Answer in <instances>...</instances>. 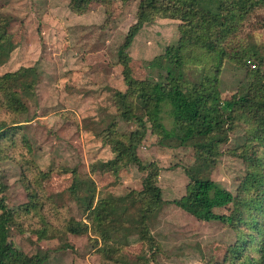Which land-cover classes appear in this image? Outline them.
Instances as JSON below:
<instances>
[{
	"label": "rangeland",
	"instance_id": "374dc122",
	"mask_svg": "<svg viewBox=\"0 0 264 264\" xmlns=\"http://www.w3.org/2000/svg\"><path fill=\"white\" fill-rule=\"evenodd\" d=\"M70 1L0 0V13L11 18L9 30L13 34L12 47L5 46L0 74L33 65L39 75L35 93L24 95L28 110L1 115L16 118L21 124L16 145L3 151L6 157L0 158V174L6 184L2 194L4 203L20 217L11 229V245L28 254L46 255L44 264H103L95 235L71 233L64 224L71 217L86 221L84 208L92 193L97 201L142 189L145 172L136 165H124L118 172L102 167L116 157L107 137L110 129L121 135L137 129L135 122L119 115L113 93L126 89L118 51L137 19L140 0L93 1L80 14L70 8ZM176 1L156 0L159 4ZM182 24L180 19L162 16L144 24L128 49L137 77L164 79L166 69L150 63L167 46L177 44ZM240 36L254 48L256 58L244 65L224 61L220 73L224 98L246 86L249 66L261 67L264 74V9L250 16ZM212 59L209 56L188 63L189 77H196L202 63L210 64ZM163 116L171 128L174 120L170 106H165ZM244 128L240 125L230 131L228 142L221 145L223 153L210 170V176L234 194L246 170L236 154L246 141ZM137 153L144 163L156 161L160 166L158 184L164 202L149 219L158 243L156 262L212 264L224 260L228 246L236 240L233 226L221 220H198L174 202L187 201L192 190L187 169L198 158L194 146L177 140L160 144L149 130ZM31 186L39 190L37 205L29 195ZM28 206L32 210L29 213ZM227 211L216 209L218 213ZM139 214L140 203L136 202L127 207L124 218L135 219ZM44 224L56 231L40 236L37 230ZM151 252L134 233L121 253L136 259Z\"/></svg>",
	"mask_w": 264,
	"mask_h": 264
},
{
	"label": "trees",
	"instance_id": "16d2710c",
	"mask_svg": "<svg viewBox=\"0 0 264 264\" xmlns=\"http://www.w3.org/2000/svg\"><path fill=\"white\" fill-rule=\"evenodd\" d=\"M93 1L100 0H71L70 8L80 14ZM259 9H264V0H177L169 4L140 0L137 19L129 27L118 51L126 89H116L113 93L119 115L125 121L135 122L137 129L129 135L110 129L107 137L116 157L102 163V167L118 172L124 165H136L145 172L142 189L117 198L100 197L97 201L92 193L84 208L86 221L71 217L64 224V229L71 233L95 235L103 264L156 262L158 243L152 235L149 219L164 202L158 184L160 166L156 161L144 163L137 153L138 145L149 130L160 144L177 140L180 144L191 143L198 152L196 164L187 169L193 182L187 201L174 202L198 220H221L233 226L236 232V240L228 246L224 260L212 264H264V74L261 67L249 66L246 86L230 98H224L220 89L225 60L244 65L248 59L256 58L254 48L240 34L250 16ZM156 16L183 22L177 44L167 46L165 52L150 63L166 69L163 80L137 77L128 51L144 24ZM10 23L11 18L0 13V64L7 52L5 46L12 47ZM209 56L212 62L202 63L197 76L190 78L186 70L188 63ZM38 82V71L33 65L0 74V158L6 157L3 151L16 145L21 125L18 119L1 118V115L25 113L28 106L24 95L35 93ZM167 105L171 107L174 120L171 128L164 122ZM240 125L245 127L246 141L236 148V154L246 164V170L234 194L215 181L210 170L223 153L221 145L228 142L230 131ZM40 175L48 174L40 172ZM31 187H28L29 195L37 205L39 190ZM5 188L0 174V264H44L46 255L28 254L10 244L11 229L20 217L4 203ZM136 202L140 203L139 217L125 219V210ZM217 208L228 211L218 213ZM48 226L44 224L37 233L46 237L49 231H56L55 227ZM134 233L152 251L150 255L130 259L121 253Z\"/></svg>",
	"mask_w": 264,
	"mask_h": 264
}]
</instances>
